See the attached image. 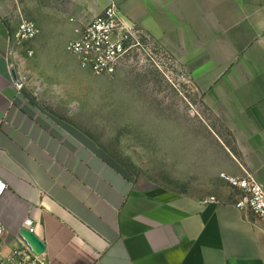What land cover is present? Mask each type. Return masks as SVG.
I'll list each match as a JSON object with an SVG mask.
<instances>
[{"label": "crops", "instance_id": "1", "mask_svg": "<svg viewBox=\"0 0 264 264\" xmlns=\"http://www.w3.org/2000/svg\"><path fill=\"white\" fill-rule=\"evenodd\" d=\"M110 4L187 72L216 122L217 132L204 121L219 140L218 175L264 186V0H0L5 249L30 218L43 264H264V227L236 208L231 186L186 195L140 184L17 86L11 37L20 23L37 25L38 52L55 35L67 51Z\"/></svg>", "mask_w": 264, "mask_h": 264}, {"label": "rangeland", "instance_id": "2", "mask_svg": "<svg viewBox=\"0 0 264 264\" xmlns=\"http://www.w3.org/2000/svg\"><path fill=\"white\" fill-rule=\"evenodd\" d=\"M38 40L25 45L35 52L22 68L25 88L115 167L140 184L180 194L234 193L217 173L219 140L204 122L216 131L214 117L173 57L169 63L161 54H131L115 76H95L79 67L61 35L46 38V52L37 51Z\"/></svg>", "mask_w": 264, "mask_h": 264}, {"label": "built area", "instance_id": "3", "mask_svg": "<svg viewBox=\"0 0 264 264\" xmlns=\"http://www.w3.org/2000/svg\"><path fill=\"white\" fill-rule=\"evenodd\" d=\"M40 33L33 22L23 21L12 34L14 44L11 69L16 73V84L25 87L22 65L26 58L34 55V50H25V45L34 41ZM67 51L78 61L79 67L95 76L113 77L121 60L131 54H156L172 63V55L147 33L127 21L116 4H110L104 12L85 27L79 37L67 45ZM176 62V61H175ZM177 64V63H176ZM238 193L236 208L251 212L264 227V186L253 176L244 178L222 175ZM8 190L0 179V201ZM24 227L35 234V226L30 218ZM6 227L0 218V264H40L41 256L35 255L30 246L19 235L18 246L9 250L4 247Z\"/></svg>", "mask_w": 264, "mask_h": 264}, {"label": "water", "instance_id": "4", "mask_svg": "<svg viewBox=\"0 0 264 264\" xmlns=\"http://www.w3.org/2000/svg\"><path fill=\"white\" fill-rule=\"evenodd\" d=\"M13 75L16 78L15 72H13ZM20 237L24 239V241L30 246L35 255L42 256L45 254L46 245L36 234L30 233L28 230L23 229L20 232Z\"/></svg>", "mask_w": 264, "mask_h": 264}]
</instances>
